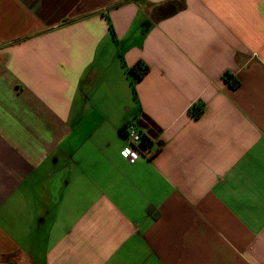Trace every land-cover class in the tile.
<instances>
[{
	"label": "crops",
	"instance_id": "crops-1",
	"mask_svg": "<svg viewBox=\"0 0 264 264\" xmlns=\"http://www.w3.org/2000/svg\"><path fill=\"white\" fill-rule=\"evenodd\" d=\"M0 264H264V0H0Z\"/></svg>",
	"mask_w": 264,
	"mask_h": 264
},
{
	"label": "built area",
	"instance_id": "built-area-1",
	"mask_svg": "<svg viewBox=\"0 0 264 264\" xmlns=\"http://www.w3.org/2000/svg\"><path fill=\"white\" fill-rule=\"evenodd\" d=\"M143 120L142 117L135 118L125 125L124 133L127 144L123 148L121 155L126 148L130 149L131 151L127 157L122 156L131 163L143 157L149 147L160 146L162 143L161 135L155 136L156 132L154 128L150 124L143 125Z\"/></svg>",
	"mask_w": 264,
	"mask_h": 264
},
{
	"label": "trees",
	"instance_id": "trees-1",
	"mask_svg": "<svg viewBox=\"0 0 264 264\" xmlns=\"http://www.w3.org/2000/svg\"><path fill=\"white\" fill-rule=\"evenodd\" d=\"M148 70V67L147 66H143V65H138L135 69H134V71H135V73L137 74V76L138 77H142L145 73H146V71ZM132 72V71H131ZM226 79L228 80V82L230 83V85L233 87V88H237V87H239V85H240V83H239V81L236 79V78H234V77H232V76H227L226 77ZM203 105L202 106H194L193 108L194 109H197V111L195 112V114H194V116H196V117H199L201 114H202V111H203ZM123 130V132H124V130H125V126H124V128L122 129ZM125 134V133H124Z\"/></svg>",
	"mask_w": 264,
	"mask_h": 264
},
{
	"label": "clouds",
	"instance_id": "clouds-1",
	"mask_svg": "<svg viewBox=\"0 0 264 264\" xmlns=\"http://www.w3.org/2000/svg\"><path fill=\"white\" fill-rule=\"evenodd\" d=\"M130 151H131L130 149H127V148H126V149L123 151L122 155L125 156V157H127V156L129 155Z\"/></svg>",
	"mask_w": 264,
	"mask_h": 264
}]
</instances>
